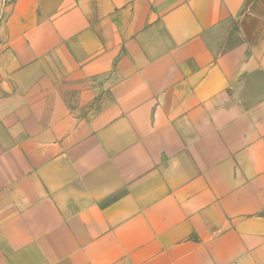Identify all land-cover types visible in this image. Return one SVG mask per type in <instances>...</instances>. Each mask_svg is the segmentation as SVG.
Segmentation results:
<instances>
[{"label": "crops", "instance_id": "0c3cea01", "mask_svg": "<svg viewBox=\"0 0 264 264\" xmlns=\"http://www.w3.org/2000/svg\"><path fill=\"white\" fill-rule=\"evenodd\" d=\"M0 264H264V0H0Z\"/></svg>", "mask_w": 264, "mask_h": 264}]
</instances>
